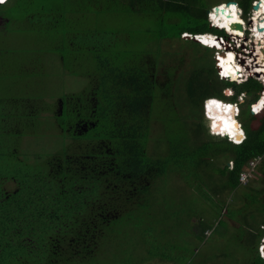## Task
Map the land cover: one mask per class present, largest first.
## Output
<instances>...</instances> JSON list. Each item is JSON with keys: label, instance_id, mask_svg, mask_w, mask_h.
<instances>
[{"label": "rangeland", "instance_id": "rangeland-1", "mask_svg": "<svg viewBox=\"0 0 264 264\" xmlns=\"http://www.w3.org/2000/svg\"><path fill=\"white\" fill-rule=\"evenodd\" d=\"M16 1L19 3L17 9L25 2H29L32 9H37L48 0ZM50 1L53 5L49 9L59 18L61 8H71V3L76 4V0ZM97 1L94 0L88 9L97 10L105 6V18L96 19V15L89 14L83 29L92 34L104 30L118 33L110 42L102 39L99 44L110 47L119 41L121 49L140 55L143 71L149 73L150 79L153 78L148 153L164 155L178 146L195 155L203 142L221 140L206 132L200 111L196 107L190 108L185 92H179L187 75L197 66L193 58L198 56V51L200 55L209 56L213 63V49L168 37L174 35L179 25L193 24L188 11L173 7L174 4L168 3L170 0H135V5H130V0H107L105 5L97 4ZM222 1L230 0H195V6L207 12L208 8ZM12 13L17 12L12 10ZM65 18L70 21L68 13ZM176 18H180L177 23ZM14 19L20 18L15 15ZM67 21L64 20L65 24ZM77 25L81 27V24ZM248 26L246 23V28ZM81 32L83 30L75 33ZM51 33L54 35L53 31ZM47 34V38L44 35L42 40L37 31H24L23 34V30L18 33L10 29L4 36L0 33V196L18 190L12 176L16 175L19 167L39 159L44 166L47 161L59 165L64 161L62 154L69 149L80 153L82 146L72 137L76 131L86 130L85 126L95 125V107L105 92L101 76L110 70L112 63H101L98 58L105 61L107 50L90 46L82 50L81 59H77L75 54L69 57L66 53L63 64L68 73H62L57 57L44 48L58 37ZM65 34L70 36L66 31ZM249 37L251 35L247 39ZM124 38L130 40L124 44ZM6 57H9L7 68L1 64ZM36 58L40 60L35 61ZM117 79L122 82L123 78L118 75ZM69 93H73V97L63 108L61 97L66 99ZM26 98L28 103H32L28 107L34 114L27 113ZM253 98L252 94L241 105L240 122L243 109L246 115L250 113L248 105ZM47 101L53 103L47 106L51 111L43 110L41 104L46 102L48 105ZM210 102L209 113L215 119H221L223 124L225 119H230L231 105L216 99ZM82 114L85 117H78ZM71 117L77 118L81 126L70 129L65 122ZM57 119L64 123L63 132L60 130L62 126L56 123ZM4 121L13 127L6 131ZM224 126V130H228L227 121ZM73 154V159H81ZM38 165L41 166L39 162ZM260 166L252 180L244 181V184L240 182L236 189L227 185L225 174L234 167L233 160L227 155L204 156L196 167V174L185 170L187 177L170 171L165 177L141 180L139 185L144 181L150 184L153 201L149 210L154 213L155 222L113 224L107 229L110 237H103L97 255L89 264H264L258 253V245L264 235L263 232L259 237L264 231L261 227L264 224V172ZM249 194L256 195L257 201ZM221 202H224V207L218 205Z\"/></svg>", "mask_w": 264, "mask_h": 264}, {"label": "trees", "instance_id": "trees-1", "mask_svg": "<svg viewBox=\"0 0 264 264\" xmlns=\"http://www.w3.org/2000/svg\"><path fill=\"white\" fill-rule=\"evenodd\" d=\"M93 1L76 0V4L70 2L73 7H63L59 11L61 18L49 9L53 5L50 0L46 1L44 10L41 11L47 16L42 19L44 26L39 24L40 30L45 27L46 38L47 32L52 36L55 22L62 18L67 21L66 13L81 15L78 19L69 17L67 25L69 28L76 26L83 32L71 31L73 36L67 42L63 41L64 47L69 46L70 42L80 43L82 50L96 45L101 51L107 50L105 61H101L102 58L99 57L100 62L108 61L112 64L109 66L110 70L101 76L105 92L95 107V125L85 126L86 130L80 133L76 131L72 137L82 146L80 153L70 152L72 148L69 149L62 154L64 161L59 165L47 161L43 163L44 166L39 159L19 167L16 175L12 176L19 186L18 190L0 196V264H89L97 255L103 237L109 236L107 229L113 224L155 222L154 213L149 210L153 201L150 197V184H145L144 181L143 185H139L141 180L165 177L170 171L187 177L188 172L185 170L196 174V167L204 156L227 155L234 162V167L225 174L227 185L236 189L241 185L240 172L247 168L253 157L264 153V109L258 115L248 110L250 113L246 115L242 108L240 119L246 137L241 143L236 144L228 139L208 140L197 147L195 155L188 154L178 146L164 155L149 154L147 146L153 114V78L150 79L149 73L143 71L140 55L125 48L121 49L119 41L110 47L99 44L102 39L110 42L118 33L104 30L105 32L92 34L83 29L89 14L96 15V19H104L107 13L105 6L97 10L92 7L88 9L94 4ZM185 1L170 0L168 3L187 10L193 24L179 25L174 35L168 36L169 38L189 40L182 38L181 34L185 31L201 33L213 29L207 21L206 11L197 8L195 0H188L184 4ZM235 1L247 16L253 0ZM106 2L107 0H98L97 4L105 5ZM135 2L130 0L129 4L135 5ZM176 3L180 4L177 6ZM1 7L4 5H0ZM25 9L20 7L13 14L21 17L30 12L34 16L31 21L34 20L35 23L41 17L37 9H28L29 12ZM3 12L12 14V9H4ZM52 15L55 22L51 20ZM179 20L180 18H176L175 22ZM77 24H81V27ZM129 40L124 38V44ZM189 41L200 45L194 40ZM46 50L52 49L48 46ZM67 55L70 56L71 51ZM199 55L200 51L193 58L196 59L197 66L187 75L182 91L179 92H185L190 108L196 107L204 119L209 120V127L215 136L221 137L225 135L224 131L209 113L208 105L212 100L204 106L208 101L202 99L221 95L220 80L210 57ZM118 75L123 78L122 82H118ZM222 84L227 91L230 90L227 80ZM233 85L237 94L240 91L253 94L263 87L254 78L241 85ZM237 94L234 100L237 99ZM69 119L70 121L64 122L70 129L81 126L77 118ZM63 124L59 122L65 130ZM73 153H78L75 157L81 159H73ZM260 165L264 172V160ZM222 172L224 174L225 171ZM251 196L257 201L256 195ZM218 205L224 207V202ZM263 232L262 230L259 237Z\"/></svg>", "mask_w": 264, "mask_h": 264}, {"label": "built area", "instance_id": "built-area-1", "mask_svg": "<svg viewBox=\"0 0 264 264\" xmlns=\"http://www.w3.org/2000/svg\"><path fill=\"white\" fill-rule=\"evenodd\" d=\"M231 1V0H230ZM258 1L261 0H253L252 1V10L250 11L251 13L248 14V16H246L243 12V9L239 6L238 2H235V5L237 6L239 15L243 18L244 23L243 25V30L245 33V36L248 35H252V33L254 34L255 29L253 27L248 26L246 28V23L250 24V19L253 17V13H255V6L257 5ZM5 0H2V2L0 3H4ZM217 4V3H216ZM219 6V5H218ZM212 7L207 9L206 15H207V21L210 25V27H212L213 29L211 31H205V32H201V33H191L188 31H185L181 34L182 38L185 39H189V40H194L199 42L201 45L203 46H207L210 47L211 49H213L214 53H213V59H214V64H215V68H216V73L218 75L219 80L221 81V83L224 80H227L228 82L230 81H235L238 84L244 83L246 81H248L250 78H254L256 79L258 82H260L262 84V89L257 91L256 93H253L254 98L251 100L250 104L248 105V110L254 114V115H258L260 114L263 109H264V74L263 72L257 73V67L255 66L258 60V55L256 54V49H257V44L255 45L254 41L249 37V39H246L247 37L241 38V40H236L238 37H241L239 35H236L235 33H231L232 31H230L228 29V27L226 25L223 24H218L215 22L214 20V15L212 13ZM215 11V10H213ZM234 25L236 23H233ZM223 25V26H222ZM215 29V30H214ZM264 36V34H263ZM208 37L210 39H214L215 43H219L218 45H207V42L204 41V38ZM197 39V40H195ZM264 39V37H263ZM244 40V41H242ZM249 40V43H248ZM255 46H254V45ZM262 47L264 48V42L263 44H261ZM227 49H232L235 52V57L234 59H236V63L238 65H243L246 66V68H248V71L246 74H244L245 76H242L243 74H241L240 71V76L238 77L236 80H234L233 78H229V74L227 73L228 67L226 66V58H223L224 53H228V51H226ZM248 60L250 61V63H253L254 66L248 65ZM236 64V66H238ZM239 67V66H238ZM220 89V93L225 97L224 99H217L216 97H209V98H203L205 100L208 101V103L203 104L204 106H206L207 104H209L210 100L216 99V100H221V102H223L226 105H232L235 106V112H234V117L236 119V121L239 122V124L242 123L239 121V117L241 114V104L245 101H247V99L252 95V94H248L246 91H240L238 94L236 93V89L235 87H232L230 85V90L227 91L225 86L222 84V86L219 87ZM234 93V95L237 94L236 96V100H229L228 97H230L229 94ZM262 100L263 103L258 106L257 101ZM195 109V107H194ZM206 123V132H208L209 135L214 136V137H218L215 136V133L210 129L209 125ZM243 129V126H242ZM244 131V135L243 138L241 140H239V142H237V139H233V137L229 136V135H224L221 136L219 138H224V139H228L229 141H232L233 143H241L245 137H246V133L245 130ZM264 159V153L257 155L256 157H254L250 163H248L247 168L243 171L240 172L239 175V179L240 182H242L243 184L246 183L247 181H249L251 178H254L255 175L258 172V165L263 161ZM254 168V169H253ZM250 177V178H248ZM248 178V180H247ZM252 180V179H251ZM246 181V182H244ZM262 229H264V224H261ZM258 253L260 255V257L264 260V235L262 236L259 245H258Z\"/></svg>", "mask_w": 264, "mask_h": 264}, {"label": "bare ground", "instance_id": "bare-ground-1", "mask_svg": "<svg viewBox=\"0 0 264 264\" xmlns=\"http://www.w3.org/2000/svg\"><path fill=\"white\" fill-rule=\"evenodd\" d=\"M219 5V6H218ZM212 13H213V17L216 23L218 24H223L226 25L228 27V29L230 31H232L231 33H235L236 35H239L241 37H238L236 40H240L241 38L247 37L245 36L244 30H243V23L244 20L243 18L239 15L237 6L235 5V0H231V1H222L219 2L215 5L212 6ZM255 13H253V17L250 19V24L248 23V25L250 27H253L255 29L254 34L252 33L251 35V39L254 41L255 45L257 44V49H256V54H259L258 56V60L256 63V67H257V73L263 72L264 74V48L262 47L261 44H263L264 39H263V34H264V0L258 1L256 7H255ZM233 23H240L242 25L241 27L236 26L237 24H233ZM222 25V26H223ZM247 40V38L245 39ZM250 40V39H249ZM204 41L207 42V45H218L219 43H215L214 39H210L208 37L204 38ZM251 41V40H250ZM249 43V42H248ZM254 45V44H253ZM254 45V46H255ZM226 51H228V53H224L223 58H226V66L228 67L227 73L229 74V77L234 78H238L241 77L240 76V71L241 74H243L242 76H245L244 74L247 73L248 68H246V66L243 65H238L236 62V59H234L235 57V52L232 49H227ZM248 65L254 66L253 63H250V61L247 62ZM236 64L239 66H236ZM263 103L262 100L257 101L258 106H260ZM235 106L230 107V110H232L233 112L230 113V117H232L233 119H225V121H227V129L228 130H224L225 126L223 124L222 121L215 119L213 116V119L217 122H219V124L221 125L224 134L225 135H229L231 137H233V139H237V142H239V140H241L243 138L244 135V131L242 129V127L238 124V122L236 121L235 117H234V112H235Z\"/></svg>", "mask_w": 264, "mask_h": 264}, {"label": "crops", "instance_id": "crops-1", "mask_svg": "<svg viewBox=\"0 0 264 264\" xmlns=\"http://www.w3.org/2000/svg\"><path fill=\"white\" fill-rule=\"evenodd\" d=\"M11 4L13 6V9L11 8L12 6H10ZM18 4L19 3H17V1L15 2V0H8L6 3H0V5H4V7L0 8V33L2 34V36L6 35L8 33V30H10V29H12L13 31L18 32V33H21V30H23V34H24V31H25V33L31 32V31H37V35L40 36L42 38V40H44L45 27H43L42 30H40V25L44 26L43 23H42V19H45V17H47V16H45V14H43V12H41L42 9L46 5V1H43L37 7V13L41 17L36 21V23L34 22V20L31 21L34 18V16L32 17L31 16L32 14L28 11V9L32 8L31 4L29 2H25V5L27 6L26 9L24 8V6H25L24 4H22V3L20 4V5H22L23 9L26 10V12H29V14H27V16L19 17L20 19H17V20L14 19L15 15L13 13L12 14H8V13L5 14L3 12L4 9H9V8H11L12 10H15V11H19V9L16 8ZM71 15H73V16H71ZM68 17H72V18L78 19V18L81 17V15H78V14L75 15L74 13L70 12ZM52 18H53V19H51L52 22L53 21L55 22L53 15H52ZM63 19L64 18L59 19L57 22H55L53 24V33H54V35L52 34V36H56L58 38L56 40H52L50 42V48L52 49L51 51L53 52V54L57 57L56 62L58 63V61H59V63L62 65V68H61L62 73H66L67 74L68 72L65 69V64H63L65 54L68 53L69 51H71V54H75L77 59H81V54H83L84 52H82L81 45L78 42H75V43L74 42H70L69 46H67L66 48L64 47V45H65L64 43L65 42L63 43V41L67 42L73 36V34H71V31L72 32H77L79 30L76 29V26H74L73 28H69V26L67 24L64 25V20ZM51 25H52V23H51ZM42 31H43V35L41 34ZM65 31L67 33H69L70 36L65 34ZM65 37H66V39L64 40ZM53 41H55L54 45H53ZM44 48L46 49V47H44ZM64 49H66V50H64ZM8 59H9V57H6V58H3L1 60V64H4L6 68L8 66V64H7V60ZM34 60L38 61L40 59L36 58ZM42 60L44 61V59H42ZM22 65H24L23 61L21 62V67L23 68ZM70 97H73V93L67 94L66 95V99L61 97L62 98L61 100H62V103H63V108L65 106L64 105L65 103H67V104L69 103V101H70L69 98ZM57 98H59V97H57ZM48 100H50L51 102L54 101V100H51L50 98H48ZM28 101H29V99L26 98L27 113H29V114L33 113L34 114L33 109L30 110L29 107H28V104L31 105L32 103L30 104V103H28ZM51 102L47 101L48 105H46V102H45V104L43 102L41 104L42 107H43V110L45 108V110L51 111L50 107H47V106H51V104H53ZM34 108H35V106H34ZM52 109L55 110L54 108H52ZM30 116H33V115H30ZM58 116H59V113H58ZM53 118H55V117H53ZM56 123L59 125L58 119L56 120ZM3 124L5 125L4 129L6 131H7V128H12L13 127V126H11V123H9L7 121H4ZM62 129L63 128H60V130L63 132Z\"/></svg>", "mask_w": 264, "mask_h": 264}, {"label": "clouds", "instance_id": "clouds-1", "mask_svg": "<svg viewBox=\"0 0 264 264\" xmlns=\"http://www.w3.org/2000/svg\"><path fill=\"white\" fill-rule=\"evenodd\" d=\"M8 0H5V2L4 3H6ZM199 43V42H198ZM200 44V43H199ZM201 45V44H200ZM203 46V45H202ZM205 47H207V46H205ZM208 48H210V47H208ZM211 49V48H210ZM213 53H214V51H213ZM212 56H213V54H212ZM213 58V57H212ZM213 64H214V59H213ZM214 68H215V64H214ZM216 69V68H215ZM217 74V73H216ZM218 76V75H217ZM236 83L237 85H241V84H243V83H241V84H238L237 82H235V81H230L229 83H230V85L232 86V87H234V85H233V83ZM220 83H221V81H220ZM221 86H222V83H221ZM221 94V93H220ZM230 95V97H228V98H232V100H234V93H231V94H229ZM211 97H216L217 99H224L225 97L221 94L220 96H211ZM205 98H209V97H205ZM203 99V98H202ZM193 110V109H192ZM203 117V116H202ZM203 120L205 121V123H204V125H205V127H206V123H207V121H206V119H204V117H203ZM221 139H224V138H221Z\"/></svg>", "mask_w": 264, "mask_h": 264}, {"label": "water", "instance_id": "water-1", "mask_svg": "<svg viewBox=\"0 0 264 264\" xmlns=\"http://www.w3.org/2000/svg\"><path fill=\"white\" fill-rule=\"evenodd\" d=\"M234 1V0H233ZM235 2H237V1H235ZM256 7V6H255ZM237 25L236 26H238V27H241L242 28V25L240 24V23H236ZM195 40H197V39H195ZM197 42V41H196Z\"/></svg>", "mask_w": 264, "mask_h": 264}, {"label": "snow or ice", "instance_id": "snow-or-ice-1", "mask_svg": "<svg viewBox=\"0 0 264 264\" xmlns=\"http://www.w3.org/2000/svg\"><path fill=\"white\" fill-rule=\"evenodd\" d=\"M0 2H2V0H0Z\"/></svg>", "mask_w": 264, "mask_h": 264}]
</instances>
